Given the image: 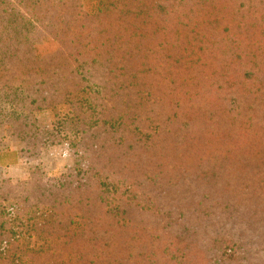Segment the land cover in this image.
Instances as JSON below:
<instances>
[{
    "label": "trees",
    "instance_id": "trees-1",
    "mask_svg": "<svg viewBox=\"0 0 264 264\" xmlns=\"http://www.w3.org/2000/svg\"><path fill=\"white\" fill-rule=\"evenodd\" d=\"M70 72L80 83L60 88ZM2 87L29 103L75 97L78 135L55 187L31 164L51 130L17 111L19 133L0 113V264H264V0H0ZM14 162L27 178H9ZM123 225L129 247L105 253L101 232Z\"/></svg>",
    "mask_w": 264,
    "mask_h": 264
},
{
    "label": "rangeland",
    "instance_id": "rangeland-1",
    "mask_svg": "<svg viewBox=\"0 0 264 264\" xmlns=\"http://www.w3.org/2000/svg\"><path fill=\"white\" fill-rule=\"evenodd\" d=\"M92 3L88 6V9H92ZM96 3V2H94ZM65 17V15H64ZM103 17H109V14L106 13L104 15H99L98 14V20L102 19ZM68 18H73L76 19L77 16L74 14L73 10L69 12ZM38 21L39 19L36 18ZM88 22L92 23L94 22V17H89ZM37 21V23H38ZM40 24V23H38ZM47 29V28H46ZM48 30V29H47ZM43 32V31H42ZM44 33H46L44 31ZM91 54L87 55H80V59L83 61H87ZM120 57L114 58L115 61L120 60ZM17 72H10L8 74V77L10 79H16ZM102 71L100 68L91 71V77H94L95 79L102 78ZM69 78H67V82L64 85L59 84L60 88L62 89H70L72 90L74 87H77L78 84L80 83V79L76 76L73 75L72 72L68 74ZM31 78V75H29ZM70 93V92H69ZM18 94L15 93L14 90L6 87L0 88V113H3L4 110V115H6L7 120L4 123H7L10 128L15 129L16 131H25V126L23 127V121L19 122L18 118H15L17 113L20 111L21 113L30 116L32 120H30V123L32 125H36L39 127H47L50 129L51 134L53 135L54 142L49 145L42 146L40 148L39 156L34 158L31 162L32 165H37L42 173V177L50 183L51 185L58 187L59 183L62 181L66 168L68 165L72 163L73 157L70 153V151L67 148L66 142L68 139L76 138L78 135V131L76 130L77 125L72 117V113L69 109V107L73 106L75 103L74 100H76L75 97L70 96L69 100L70 101H54L50 104H46L44 102H41L38 100V102H32L29 103V97H18ZM180 97V95H179ZM238 99V98H237ZM54 100H58L57 97H55ZM203 101V100H202ZM182 108H184L182 102L180 104ZM14 107L16 109L14 110ZM185 109V108H184ZM97 111L96 109H85V114L91 111ZM198 110L206 113L207 116V110H208V105L207 103H201V105L198 106ZM216 108H214L212 111L215 112ZM18 111V112H17ZM115 111L114 108H105L104 111H97L98 113L102 114L103 117H108L111 116V114ZM225 110L223 109V112ZM241 111V98L236 100L233 105V109L229 112L232 114H236L237 112ZM212 112V113H213ZM214 115H211L212 120H203V119H197L196 124L204 123L206 126H210V124L215 123V116L221 117V115H217V113H213ZM236 116V115H235ZM221 120V119H220ZM253 121H245V128L243 133H246L250 135V132L252 130H256L257 128L255 125L252 124ZM227 125L228 123H223L221 125ZM238 125V119L235 118L234 121H232V126L234 130L236 129V126ZM94 127V126H93ZM243 130V128H242ZM5 129L0 126V134L4 133ZM7 133V132H6ZM20 133V132H19ZM196 133H200V128H196ZM241 137V131L234 133L231 138L226 139V141H232V140H240V137L237 138V136ZM18 136L15 133H12L11 135L6 134L4 135V139L7 142V144L11 147L15 145V143L18 140ZM28 134H26V137ZM209 137L206 132L202 134V139ZM184 138V137H183ZM181 138V139H183ZM196 138H200L196 136ZM243 138V137H242ZM247 137L243 138L246 139ZM30 141V140H29ZM236 143V142H232ZM239 143V142H238ZM244 143V142H241ZM239 146L235 148H231L229 152L226 154V156H235V158L238 160H234L233 158H230L231 162H235V170L231 176L230 179L235 181L237 177H240L241 175V144H238ZM244 148V147H243ZM174 150H176L174 145H166L165 146V152L167 153H172ZM25 163V162H24ZM29 164H22L18 165L15 169L13 167L10 168V174L11 176L23 180L27 178L28 176V171H29ZM251 187H259L261 185L259 184H250ZM108 220V218H107ZM109 226V225H108ZM106 238L107 244L102 247L105 253H110V249L112 248L116 252H122L126 251V249L129 247V244L131 243L130 241L127 240V238H130V233L125 229V226H119L118 228L114 229L113 232L106 231L105 233L101 232L100 234V239L103 240ZM28 244L31 247H38L39 245V239L34 236H29L27 238ZM110 241L113 243L110 245ZM95 248H98L95 246ZM82 250H87L84 246L81 248ZM136 249V248H135ZM123 262H126V259L120 258ZM135 260H133L131 263H133Z\"/></svg>",
    "mask_w": 264,
    "mask_h": 264
},
{
    "label": "crops",
    "instance_id": "crops-1",
    "mask_svg": "<svg viewBox=\"0 0 264 264\" xmlns=\"http://www.w3.org/2000/svg\"><path fill=\"white\" fill-rule=\"evenodd\" d=\"M22 164H26V163H23V162H14L13 164H10L6 170H7V174L9 175V178L12 180V181H18L19 179L11 176L10 174V168L13 167V169H15L18 165H22Z\"/></svg>",
    "mask_w": 264,
    "mask_h": 264
}]
</instances>
